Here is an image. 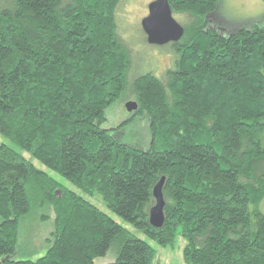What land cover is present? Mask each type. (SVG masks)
<instances>
[{
    "label": "trees",
    "instance_id": "16d2710c",
    "mask_svg": "<svg viewBox=\"0 0 264 264\" xmlns=\"http://www.w3.org/2000/svg\"><path fill=\"white\" fill-rule=\"evenodd\" d=\"M220 1L169 0L187 19L168 43L174 66L128 85L120 0H0V134L157 245L182 236L186 264H264V22L209 28ZM128 87L137 109L103 128ZM137 113L151 133L142 150L117 137ZM162 177L164 220L154 227ZM36 207L54 213L48 247L14 259L19 222ZM110 249L109 264L155 261L148 242L0 144V264H95Z\"/></svg>",
    "mask_w": 264,
    "mask_h": 264
},
{
    "label": "rangeland",
    "instance_id": "374dc122",
    "mask_svg": "<svg viewBox=\"0 0 264 264\" xmlns=\"http://www.w3.org/2000/svg\"><path fill=\"white\" fill-rule=\"evenodd\" d=\"M153 0H120L116 20L118 32L124 37L130 52V68L127 72L128 85L132 80L146 73L156 77L174 66L175 51L170 44L157 46L146 41L141 28V20L147 15L148 4ZM173 14V13H172ZM181 22H187L182 14H173ZM208 26L220 33L228 34L241 27H251L264 22V0H221L217 11L208 17ZM135 101L134 95L128 87L122 96L112 103L105 111L106 120L103 128H116L126 121L130 114L125 104ZM118 139L130 147L145 149L151 142L149 122L145 113H137L135 119L123 125L117 131ZM0 144H5L17 150L25 159L29 160L37 169L47 173L57 180L65 189L75 192L88 200L98 209L106 213L116 223L128 229L133 235L148 242L156 252L154 264H186L183 260V248L186 241L180 235L176 236L173 247H162L148 239L141 231L127 223L113 211L108 209L98 194L88 195L64 179L61 175L48 169L30 153L21 150L11 140L0 134ZM258 210L264 213V198L258 205ZM54 231V213L48 208H33L28 215L19 222L18 243L14 259H36L47 249V239ZM116 258L115 250L110 249L104 257L97 258L95 264H109Z\"/></svg>",
    "mask_w": 264,
    "mask_h": 264
},
{
    "label": "water",
    "instance_id": "95a60500",
    "mask_svg": "<svg viewBox=\"0 0 264 264\" xmlns=\"http://www.w3.org/2000/svg\"><path fill=\"white\" fill-rule=\"evenodd\" d=\"M147 15L141 20V28L146 41L150 45L162 46L170 42H178L184 33V28L172 14L169 0H153L148 4ZM127 112L137 109L135 101L125 104ZM164 177L156 184L152 191L155 204L149 211V222L154 227H160L164 220L162 184Z\"/></svg>",
    "mask_w": 264,
    "mask_h": 264
}]
</instances>
